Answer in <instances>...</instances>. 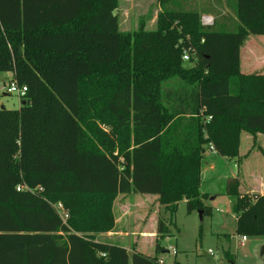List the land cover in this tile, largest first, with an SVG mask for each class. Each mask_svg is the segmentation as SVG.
Here are the masks:
<instances>
[{
  "label": "trees",
  "instance_id": "trees-1",
  "mask_svg": "<svg viewBox=\"0 0 264 264\" xmlns=\"http://www.w3.org/2000/svg\"><path fill=\"white\" fill-rule=\"evenodd\" d=\"M165 1L156 30L130 34L118 0H0V73L27 88L18 109L0 105V264H156L159 247L96 240L115 226L117 196L156 195L170 217L155 237L168 236L178 202L212 214L203 146L236 158L241 131L264 134V75L240 72L242 44L264 36V0H235L232 30ZM190 47L196 65L184 69ZM171 76L193 86L175 107L160 99ZM226 194L236 234L264 236V195L240 196L236 179Z\"/></svg>",
  "mask_w": 264,
  "mask_h": 264
},
{
  "label": "rangeland",
  "instance_id": "rangeland-1",
  "mask_svg": "<svg viewBox=\"0 0 264 264\" xmlns=\"http://www.w3.org/2000/svg\"><path fill=\"white\" fill-rule=\"evenodd\" d=\"M160 2L161 0H118V7L114 14L117 15L119 31L132 34L139 28L147 31L156 30L158 16L161 15V13L156 15ZM202 2V0H169L165 1L164 6L167 9L173 7L177 11H194L200 14L202 9H206L203 7L204 3L203 6L201 5ZM217 3L219 4V2ZM219 22L230 26L235 23V20L232 16H225L219 17ZM172 27L180 33L183 31V27L178 24V21H174ZM186 36L190 39L188 34ZM250 37L257 40L264 39V36L259 35H251ZM192 59L188 62L181 60L182 68L194 67L196 59ZM1 75L0 100L5 107L2 106L6 109L16 110L20 106V99L13 94L3 97L2 94H6V91H2V82H6L5 90L9 75L5 73ZM191 89L193 86L188 80L171 76L161 83V103L167 107H175L178 104L176 98H181L184 92L188 94ZM187 119L181 118L180 126H185ZM101 127L105 131L109 130L108 126L101 125ZM219 165L221 168H217V174L211 175V179L204 174L201 176L202 182L199 189L201 194L208 192L203 194L205 198L201 200V203L203 206L211 207L212 214L210 216L203 215L199 210L188 213L186 202H178L176 212L171 219V226H169L170 234L167 237L157 239L158 237H155L156 234L153 231L155 226L153 216L156 217L157 221L161 219L166 224L170 217V214L164 210V206L158 208L159 204L156 198H148L149 196L145 197L135 193L121 195L114 204V217L116 221V215L119 218L120 214L126 215L125 219L128 221V225L123 223L127 233L123 241L124 244H127L128 247L135 244L140 253L148 256H154L156 247H159L156 258H160L165 264H174V262L181 264H264V255L262 254L264 236H247V241L242 247L238 243L240 235L236 234L235 231L236 219L233 213L236 197L226 194V178L232 176L233 168L231 164L228 166L223 163ZM239 194L240 196L246 195ZM211 196L215 197L212 201H210ZM249 197L251 200L255 198L254 196ZM125 202L129 204V209L126 211L122 207ZM132 229L145 231L146 235L143 238H139V236L131 238L128 234ZM149 233H154V235L151 237ZM96 240L116 244V234L99 235ZM169 247L177 251L175 256L164 252ZM209 250L213 252V256L207 254ZM131 252L129 250V253Z\"/></svg>",
  "mask_w": 264,
  "mask_h": 264
},
{
  "label": "crops",
  "instance_id": "crops-1",
  "mask_svg": "<svg viewBox=\"0 0 264 264\" xmlns=\"http://www.w3.org/2000/svg\"><path fill=\"white\" fill-rule=\"evenodd\" d=\"M202 1L203 2L201 3V5L203 6V3H204L203 7L206 8L207 10L206 9L203 10L201 8L202 11L200 12V14L198 13L200 17L201 16H211L214 18L215 24L217 23V21H219V17H225V16H232L234 17V20L236 21L234 10H233L235 0H202ZM217 2H219V4ZM162 4L163 3L160 2L159 10L156 11V15L161 12L163 8ZM168 9L175 10L173 7H170ZM219 24H222V23L219 22ZM224 26H225V30H229L231 28L233 29L235 24L232 23L230 26L228 25H224ZM250 36L251 35H249L244 41V43L242 44L243 45L241 47L242 49L240 48V72L243 75H264V39L257 40V39L251 38ZM1 74L2 73H0V75ZM5 74L9 75V73H5ZM2 83L4 87L6 85V82L3 81ZM2 89L4 90V88ZM2 95L3 97L6 96L4 93ZM185 95L187 94L184 92V94L181 95L182 96L181 98H183ZM0 105L4 106V103L1 100H0ZM201 116H202V121L204 120L205 122L207 117L204 116L202 112H201ZM183 117L187 119L190 116L184 115ZM203 148L205 149V152L203 155V160H202V165H201L200 184L202 182L201 176H203V174L206 176H209V178L211 179V175L213 176L217 174V168L218 169L221 168L219 164L223 163L227 166L231 164L233 168V172H231L232 173L231 177L226 178V186L229 184L230 180L236 179L238 181V192L239 193L246 194L248 196L264 195V134L263 133L252 134L247 131H241L240 136H239L238 156L236 158H227V157H222L218 155L216 151L214 152L211 150V144H207L203 146ZM206 193L208 192H204L202 194H206ZM141 195H144L145 197L149 196L148 198L150 197L156 198L157 200L156 195H146V194H141ZM120 196L121 194L117 196L115 200L116 202L120 198ZM214 199L215 197L211 196L210 201ZM115 201H114V204H115ZM127 203L125 202L124 205L122 206L123 208H125V211L129 209V206H128L129 204ZM114 204H113V213H114ZM159 207L162 208L163 206L158 205V208ZM119 216L120 218L116 215V221H115L114 228L110 232L100 234V236L116 234V244H113V245L123 247L128 252L129 250L138 251L136 248L137 245L133 244L132 246L129 245L128 247L127 244H124L123 241L125 240V237L127 236V233L125 232L126 228H124V225L126 223L128 225V221H126L125 219L126 215L122 216V214H120ZM153 217H154V223H155L153 231L156 234L157 220L155 216ZM236 218H237V215L235 214V219ZM123 223L125 224L123 225ZM154 233H149V235L152 237ZM128 235H130L131 238L138 237V236L139 238H143V236L146 235V232L136 231L132 229ZM102 243H105V242H102ZM178 263L181 264L180 262Z\"/></svg>",
  "mask_w": 264,
  "mask_h": 264
},
{
  "label": "built area",
  "instance_id": "built-area-1",
  "mask_svg": "<svg viewBox=\"0 0 264 264\" xmlns=\"http://www.w3.org/2000/svg\"><path fill=\"white\" fill-rule=\"evenodd\" d=\"M200 23L203 27H210L214 24V18L211 16H201L200 17ZM188 39V38H187ZM195 50L193 48H188V49H184L183 50V54H182V61L183 62H188L191 61L192 58H194L195 56ZM6 94L5 95H15L18 98H21L23 96H25L26 92H27V88L26 86H19L16 82H14L13 80H10L5 88ZM210 119V117H207V119L205 121H208ZM211 150L215 152V149L213 148V146L211 145ZM17 190H20V187L17 188ZM167 237V236H166ZM239 241L238 243L240 244V246H244L245 242L247 241V237L245 236H239ZM164 252H166L167 254L173 255L175 256L177 251L174 248L169 247L168 250H165ZM208 255L213 256V252L211 250L208 251L207 253ZM102 256H105L104 254H102ZM156 264H165V262H163L160 258H157L156 260Z\"/></svg>",
  "mask_w": 264,
  "mask_h": 264
},
{
  "label": "water",
  "instance_id": "water-1",
  "mask_svg": "<svg viewBox=\"0 0 264 264\" xmlns=\"http://www.w3.org/2000/svg\"><path fill=\"white\" fill-rule=\"evenodd\" d=\"M3 107V106H2ZM262 254L264 255V247H263V249H262Z\"/></svg>",
  "mask_w": 264,
  "mask_h": 264
}]
</instances>
